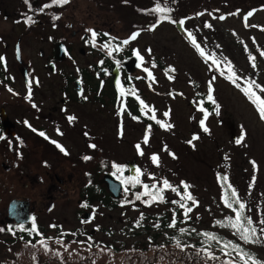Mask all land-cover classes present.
<instances>
[{
    "label": "rangeland",
    "instance_id": "rangeland-1",
    "mask_svg": "<svg viewBox=\"0 0 264 264\" xmlns=\"http://www.w3.org/2000/svg\"><path fill=\"white\" fill-rule=\"evenodd\" d=\"M157 7L168 9L173 21H159ZM38 21L42 24L34 27ZM179 23L181 32L176 29ZM89 30L108 32L119 50L141 54L143 66L132 74L131 90L116 98L117 105L110 106L106 99L108 107L93 103L86 92L79 97L84 104L72 105L64 118L51 124L42 123L51 130L55 153L49 168L45 161V166L26 172H39L42 179L39 194H29L38 202L44 236L40 231L41 244L30 249L26 244L14 252L0 249V259L22 264L28 249L39 264H119L118 254L112 258L106 252L109 244L145 241L147 234L137 225L146 217H170L177 207L181 221L188 220L197 230L213 228L219 218L234 220L236 214L224 204L222 174L256 228V242L248 246L264 261V120L243 91L251 86L264 98V0H0V49L8 48L9 66L18 38L26 66L49 65L59 42L71 47L72 54L54 61L59 66L49 80L45 78L39 95L49 91V83L58 88L65 73L78 76L90 62L86 53L93 47L84 41L91 37ZM198 94L205 96L210 111L196 99ZM127 96L154 127L133 118L123 103ZM59 97L57 90L48 102L56 103ZM153 155L158 158L155 163ZM126 168L141 188L150 185L164 193L166 204L120 205L109 211L94 202L88 211L93 217L80 220L76 180L84 171L88 180L96 173L97 179L106 173L123 176ZM55 174L67 184L49 192L57 183ZM0 179L9 187L13 184L11 176L6 181L2 173ZM164 180L171 187L165 188ZM185 192L195 203L182 199ZM156 225L149 223L151 228ZM40 245L48 246V252L40 251Z\"/></svg>",
    "mask_w": 264,
    "mask_h": 264
},
{
    "label": "flooded vegetation",
    "instance_id": "flooded-vegetation-1",
    "mask_svg": "<svg viewBox=\"0 0 264 264\" xmlns=\"http://www.w3.org/2000/svg\"><path fill=\"white\" fill-rule=\"evenodd\" d=\"M35 24L40 25L42 22H35L33 26L37 27ZM92 32L94 31H90L91 37L84 39L87 45L90 44L93 47L86 53L90 57V62L88 61L83 68L77 71L78 76L65 73L62 77L63 82L58 88L49 83V91L41 93V97L39 92L44 85L45 78L48 79L49 76L54 75L59 66L57 64L59 61H56L55 58L57 44L54 45L53 62L41 67L25 65L24 61L27 60L20 51V38L15 44L14 54L11 53L12 65H8L9 61L6 55L8 48L3 46L0 49V57H3V60H0V174L6 175V181L11 176L13 181L9 187L3 179H0L1 251L14 252L16 248L23 247L24 244H40L38 235L40 231L43 232L42 236H44L38 215L40 211L38 202L29 194L30 192L33 195L39 194V185L42 179L39 172H32L31 175L26 172L29 168L38 170L45 166V161H48L46 165L49 168V162L55 153L53 144L50 142L51 130L42 123L51 124L60 116L64 118L65 110L72 105L84 104L79 97L86 92H88L87 99L90 98L91 102L98 104H104L105 99L110 101L109 96L105 95L106 88L110 92L116 91V94H113L115 99L121 97L124 84L127 81L131 82L132 79V74L125 72L122 63L133 55H139L143 58L141 54L131 50H126L123 55H120L121 44L117 43L121 49L119 50L115 47V42L112 43L109 39L108 32L103 34L95 32V37L92 36ZM18 42L19 59L16 52ZM62 44L66 51L65 58H67L72 54L71 47ZM6 46H8L7 43ZM79 52L82 55L85 54L84 50ZM128 54L130 56L123 59ZM54 61L57 63L55 64ZM111 65H113L112 68H110ZM142 66L143 60L140 69ZM116 67L119 70V90H116L113 80V71ZM60 73L59 77L61 76ZM77 82L80 83L81 92L77 91ZM57 90L60 97L55 99L56 103H49L48 100L52 99L51 97L56 94ZM54 179L57 183H53L49 187V192L67 184L66 179H60L56 174ZM97 180H92L90 183L87 171H84L83 175L76 180L77 217H83L88 211L93 210V203L90 202L91 197L103 195L99 192L90 196L88 194L89 184L96 190L106 188L104 185L93 184ZM54 233L57 234V230ZM44 238L47 239L48 237ZM9 262L7 257L0 259V264H9Z\"/></svg>",
    "mask_w": 264,
    "mask_h": 264
},
{
    "label": "trees",
    "instance_id": "trees-1",
    "mask_svg": "<svg viewBox=\"0 0 264 264\" xmlns=\"http://www.w3.org/2000/svg\"><path fill=\"white\" fill-rule=\"evenodd\" d=\"M160 8L163 9V11H159L158 15L160 18L158 20L167 23L173 21L170 19L171 16L168 15V9L164 7ZM132 11L138 14L135 8H133ZM124 52L125 51L122 50L120 55H123ZM129 56L128 54L126 57H123V59ZM112 66L113 65H111L110 68H112ZM124 88L125 91L130 92L131 84L129 81L124 84ZM105 90V95L110 98L108 104L110 106L115 105L116 99L113 96V94H116L115 90L111 92L107 88ZM196 99L200 101L204 109L208 111L211 110L205 96L198 94ZM250 102H252V100H250ZM123 103H125L130 114L133 118L135 117L139 123L148 124L152 127L155 126L152 124L151 120H148L138 113L133 98L126 97ZM104 106L108 107L107 104H104ZM129 171L130 170L126 168L124 170L125 175H115L125 184L120 199L114 200L107 192L106 188L103 190H96L91 184H89V196L95 192L103 194L104 198L100 199L99 202L109 211H113L120 205H150L154 203V201L166 204L164 193L160 194L158 189H152L150 185H148L147 189H145V187L141 188L136 180L130 178ZM99 175L100 173H96L94 176H91L89 179L90 183L92 180L97 179ZM222 177L223 175L221 174L220 186L223 190L224 199H229L230 201L237 200L236 197L231 196L232 189L221 179ZM155 193H159L162 199H153V194ZM233 208L241 212L242 218L239 223L247 227V219H245L246 214L244 210L239 209V205L236 203H233ZM179 217L177 207L174 208V213L170 217L167 216V214L164 216H152L150 217V221H148L149 217H146L142 223L139 222L137 225V227H139L138 229L147 234L145 241H137L130 246L126 245L125 242H121L118 246L109 244V249L106 250V252L110 251V257L112 258L118 254L120 256L119 264H243L240 260L241 252L250 254L257 261L264 262L259 258L253 248L248 246V243L240 238V233L237 232L236 229L226 226L228 224V218L217 219L213 224V228L197 230L194 226L189 224L188 220L184 223ZM150 222H157V225L151 228V226H149ZM151 230L154 232H151ZM58 233L57 231V234ZM212 237L215 238L213 239ZM249 244H252V242ZM26 248L30 249V246L26 244ZM237 248L239 251L236 250ZM28 249H26V253L22 258L23 260H21L23 261L22 264H39L37 259L29 257L34 254L28 251ZM39 250L47 253L49 248L46 245H40ZM86 263L90 264L88 261Z\"/></svg>",
    "mask_w": 264,
    "mask_h": 264
},
{
    "label": "snow or ice",
    "instance_id": "snow-or-ice-1",
    "mask_svg": "<svg viewBox=\"0 0 264 264\" xmlns=\"http://www.w3.org/2000/svg\"><path fill=\"white\" fill-rule=\"evenodd\" d=\"M63 2L67 3V0H63ZM155 11H163V9L157 7L155 9ZM248 15H251V13H249ZM220 19H223V17H220ZM205 26L208 27L209 25L206 24ZM89 31H91V30H89ZM135 35L136 34H133V36H132L133 39L135 38ZM92 36L95 37L96 33L92 32ZM123 43H128V41L125 40V41H123ZM192 43L197 48L200 47L198 44H196L195 39L192 40ZM105 47H107V45H105ZM200 54L203 56L204 52L201 51ZM261 55H264V53H261ZM0 60H3V57H0ZM213 62L214 63H218L215 60ZM146 71H147V69H146ZM149 76H151V73H149ZM233 76H234V73L232 75H230L228 78L229 79H233ZM237 86L239 87V85H237ZM256 87H260V86L256 85ZM210 91H211V89H210ZM243 91L248 95L249 99L252 100V102L256 105L260 118L262 120H264V98H261L260 96H257L255 94V92L252 91L251 86L247 87V88H244ZM261 91H264V88H262ZM208 99L212 100V96L209 95ZM141 103L143 104V101H141ZM165 115H167V113H165ZM72 119H73L72 117H69V120H72ZM200 124H201V127L203 128V130L205 132H207L208 129L206 127H204V120H201ZM167 127H171V125H167ZM41 135H43V133H41ZM147 139H148L147 136H145V143H147ZM193 139H197V137L194 136ZM242 139H243V136H241V138L238 139L236 141V143L237 144L241 143ZM57 146L60 147L59 145H57ZM136 147L139 149L140 146L136 145ZM61 151H63V148H61ZM84 159H88V157H84ZM151 159H152V161L154 163L157 162V160H158V158L155 155H153L151 157ZM221 179H223L224 181H227V177L226 176L222 177ZM137 182H139V181H137ZM163 185H164L165 188L171 187V185H169L167 180L163 181ZM144 187H145V189H147L148 185H144ZM152 187L155 188L156 185H152ZM185 188H187V185H185ZM173 190H175V189H173ZM231 196L232 197L236 196V192L234 190L232 191ZM156 198L162 199V197L159 196V193L153 194V199H156ZM182 199L192 200L193 203H195L193 197L191 195H189L187 192L184 193V196L182 197ZM233 203L238 204L239 205V209H243L245 207V205L243 203H240L239 200L230 201L229 199H225L224 200L225 206L230 208V209H232L236 213V219L233 221L231 218H228V224L226 226H229V227H232V228L236 229V231L240 233V238L242 240H244L246 243L256 242L255 240H253V237L256 236V228L252 227V220L250 218H245V219H247V225L248 226L245 227V226L241 225L239 222H240V220L242 218V214H241L240 211H238L237 209L233 208ZM181 207H183V205H181ZM190 210H191V208H187L186 212L190 211ZM261 223H264V221H262ZM33 230H35V229L33 228ZM261 232H264V229H261ZM212 238L214 239L215 237H212ZM236 250L239 251L238 248ZM240 260L243 262V264H264V262L257 261L250 254L243 253V252L240 253Z\"/></svg>",
    "mask_w": 264,
    "mask_h": 264
},
{
    "label": "water",
    "instance_id": "water-1",
    "mask_svg": "<svg viewBox=\"0 0 264 264\" xmlns=\"http://www.w3.org/2000/svg\"><path fill=\"white\" fill-rule=\"evenodd\" d=\"M37 24H35L36 26ZM176 29L180 32L183 29V25L182 24H177L176 25ZM56 50V60L57 61H62L65 58V47L62 43H58L55 47ZM16 52H17V56L18 59L20 58V51H19V42L16 46ZM140 63H141V58L139 56H133L132 58H130L128 61L123 62L122 66L125 69V72L128 74H133L139 67H140ZM113 80H114V86L116 87V89H118L119 87V70L116 67L113 71ZM27 81V78H26ZM77 91L81 92V87H80V83L77 82ZM93 184H99V185H104L107 189V192L111 195V197L114 200H118L120 199L123 189H124V183L120 180H118L114 175H112L111 173H106L103 175V177L97 181H94ZM104 197V195H95L93 197L90 198V202L94 203L96 201H98L99 199H102ZM92 218V215L90 214H84L83 215V219L84 220H90Z\"/></svg>",
    "mask_w": 264,
    "mask_h": 264
}]
</instances>
